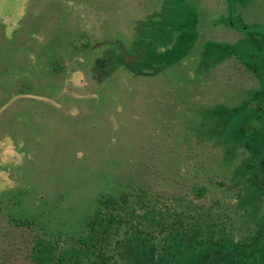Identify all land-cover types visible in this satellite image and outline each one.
<instances>
[{"label": "rangeland", "instance_id": "rangeland-1", "mask_svg": "<svg viewBox=\"0 0 264 264\" xmlns=\"http://www.w3.org/2000/svg\"><path fill=\"white\" fill-rule=\"evenodd\" d=\"M72 27L98 37L78 53L75 74L71 59L70 73L48 74L40 56L63 55ZM248 126L257 129L240 136ZM5 136L25 159L9 166L15 187L0 192V227L4 213L30 212L49 231L71 232L94 193L140 184L222 193L211 180L228 185L249 157L244 184L258 182L264 0H0V141ZM123 240L129 264H154L144 242ZM176 264L223 257L202 243L181 247Z\"/></svg>", "mask_w": 264, "mask_h": 264}, {"label": "trees", "instance_id": "trees-1", "mask_svg": "<svg viewBox=\"0 0 264 264\" xmlns=\"http://www.w3.org/2000/svg\"><path fill=\"white\" fill-rule=\"evenodd\" d=\"M71 32V41L63 46V55L71 51L67 60L57 50L49 58L40 56L47 58L48 74L64 76L70 59L71 76L75 74L78 55L89 50L98 37V32L87 33L85 27ZM78 38H83V43L77 44ZM26 83L33 89L35 80ZM256 129L248 126L238 131L246 137ZM252 162V157L241 159L228 185L211 180L222 193H208L203 185L182 193L151 190L140 183L118 190L116 195L99 191L94 193L88 215L71 232L49 231L30 212L15 216L4 213L0 264H129L123 252L124 236L144 242L154 264H176L181 247L194 248L202 243L217 246L223 264H264V170L261 180L259 177L258 182L244 184L251 175Z\"/></svg>", "mask_w": 264, "mask_h": 264}, {"label": "clouds", "instance_id": "clouds-1", "mask_svg": "<svg viewBox=\"0 0 264 264\" xmlns=\"http://www.w3.org/2000/svg\"><path fill=\"white\" fill-rule=\"evenodd\" d=\"M11 39V36L8 37ZM7 147H4V145ZM23 142L19 143V148H23ZM0 192L8 191L15 187V181L9 180V166L22 167L25 159V153L17 150V145L12 141L10 136H5L3 141H0Z\"/></svg>", "mask_w": 264, "mask_h": 264}]
</instances>
